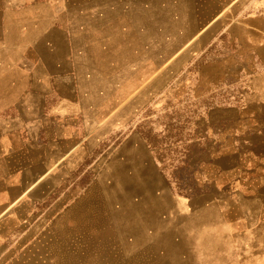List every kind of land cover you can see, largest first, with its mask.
Returning <instances> with one entry per match:
<instances>
[{"label":"rangeland","instance_id":"obj_1","mask_svg":"<svg viewBox=\"0 0 264 264\" xmlns=\"http://www.w3.org/2000/svg\"><path fill=\"white\" fill-rule=\"evenodd\" d=\"M194 4L200 24L247 25L241 48L226 36L228 59H167L166 91L130 126L87 128L82 157L1 219L0 264H264V0ZM228 100L248 105L240 135L238 114L208 128Z\"/></svg>","mask_w":264,"mask_h":264},{"label":"crops","instance_id":"obj_2","mask_svg":"<svg viewBox=\"0 0 264 264\" xmlns=\"http://www.w3.org/2000/svg\"><path fill=\"white\" fill-rule=\"evenodd\" d=\"M194 1L0 0V221L31 199L55 160L82 157L87 128L96 136L130 126L163 94L167 59H199L204 51L207 59H228L220 49L226 36L241 48L232 33L247 25L219 28L213 16L200 24ZM185 14L186 25L179 22ZM258 86L263 101L264 80ZM247 109L245 101L208 105V128L238 114L240 135ZM40 151L53 163L43 172Z\"/></svg>","mask_w":264,"mask_h":264}]
</instances>
